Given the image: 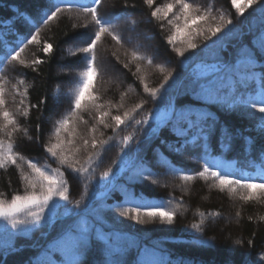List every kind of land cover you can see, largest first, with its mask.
I'll return each mask as SVG.
<instances>
[{
    "label": "trees",
    "instance_id": "1",
    "mask_svg": "<svg viewBox=\"0 0 264 264\" xmlns=\"http://www.w3.org/2000/svg\"><path fill=\"white\" fill-rule=\"evenodd\" d=\"M168 2L170 0H154V5L150 8L144 4V0H103L102 6L98 7L101 14L105 11L112 14L111 23L124 40L123 44H117L111 36L105 35L97 45L100 71L93 78L90 90L100 97L98 103L112 115L122 116L125 111L133 109L141 101L146 103L135 113L136 120L143 119L153 109L154 101L144 92L141 79L150 88H158L170 71L180 72V79L185 82L191 76V61H185V65L190 66L181 67L180 61L183 58L173 51L165 39L175 31L174 24L177 21L173 15L170 13L168 17L173 20V24L151 17V11L156 6ZM190 2L199 5L201 14H207L209 17L201 28L220 23L222 16L225 21H233L232 33L218 40L212 49L219 60L232 63L240 45L247 46L249 41L257 43L261 24L264 23L258 5L245 7L242 4L244 11L241 14L233 7L232 0ZM53 4L61 7L62 11L54 20L44 24L43 20L55 10L51 7ZM91 6V0H0V32L4 33L3 38L9 48L18 45L23 47L21 58L27 63L37 58L45 61L36 65L34 70L23 68L11 61L0 65V80L5 84L7 107L16 116L18 124V129L12 136L14 150L26 159L37 161L42 167L61 168L68 180L69 198L75 201L83 197L82 202H87L99 212L105 229L118 227L130 239L131 243L122 257L124 264H139L141 260L144 264H153L154 260L161 257L174 261L183 259L185 264H264V219H261L264 217V201L245 202L239 199L238 195L221 192L213 186L215 182L212 178L207 181L196 179L189 182L179 178L185 170L188 174L202 170L203 141L187 143L179 153L170 151L169 145L175 148L183 143V138H178L171 131V125L162 127L156 136L150 137H147L148 125H137L134 121L114 131L111 118L105 120L108 127L99 124L96 119L98 113L90 106L79 114L83 119L77 120L75 124V145L69 146L75 160L80 164H85L89 154L93 155V163L88 173L73 175L43 150L42 144L55 142L54 122L69 110L68 97L72 94L70 89L74 90L81 79L79 73L84 70V54L77 49L87 46L85 41L94 31L91 16L83 12V7ZM175 11L177 10L174 9ZM116 16L119 19H116ZM37 28L39 43L28 44L27 39L31 38ZM212 39L217 40V37ZM45 42L53 45L51 54L42 52ZM195 42L198 46L206 43L202 36L197 37ZM181 46L183 45L179 42L176 43V47ZM134 50L145 59L133 60ZM193 51L197 52L199 49ZM209 51L211 52V46ZM112 53L119 57V61ZM148 58H151V63ZM207 60L213 62V56L208 55ZM105 64L109 66L107 71L104 70ZM123 64H128V68L124 69ZM136 65L140 66L139 71ZM111 71L117 73L116 79L111 77ZM235 72L237 75H243L247 68L237 65ZM19 80H24V84L18 85ZM13 85H18L21 93L25 89L28 90L24 106L38 104L45 95L48 97V103L40 109H31L27 117L23 116L24 106L20 105L22 97L16 93ZM57 85H60L59 90ZM252 94L254 93L249 90L245 96ZM170 96L177 109L192 107L212 112L218 118V125L213 139L209 142V154L215 159L234 165L237 178L241 174L255 176L256 169L253 165L264 160V153L261 152V147L264 146V132L258 129L264 113H259L245 104H238L231 110H226L220 105H209L198 100L190 90H171ZM85 121L87 123H84ZM37 123L40 124L39 132L36 131ZM93 126L96 127L95 133L90 131ZM225 130L230 131L233 137L228 148L224 147ZM130 134L134 135L135 139L128 148L121 151L124 147L121 143L122 137ZM93 135L97 141L108 143L98 144L96 148L89 144L84 148L83 139L91 140ZM61 136L68 138L64 133H61ZM249 137L254 141L252 145L248 144ZM0 138L7 140V137ZM187 139L191 141L192 135ZM77 147L79 152H75ZM17 162L23 166L26 173L29 171L24 161ZM121 162L126 165L125 169L108 193L95 198L108 184L110 176ZM169 167H174L177 171L168 172ZM109 168L112 169L110 176L102 180L100 174ZM143 168L157 173L151 179L158 180L159 183L153 185L149 180L138 177V172ZM148 175L149 172H144V176ZM85 184L88 185L87 195ZM17 190L23 191V181L20 180L16 167L0 169V198L10 199ZM124 190L143 193L164 201L171 200L168 204L170 209H175L179 204L175 224L161 225L159 221L147 225H138L133 221L119 223L115 218L117 205L123 199ZM201 212L205 213L202 234L189 227L194 222H200ZM3 223L0 221V224ZM223 223L227 225L223 226ZM219 228H222V231ZM52 232L53 229L41 226L26 236L17 235L10 242L12 247H8L4 238L0 237V264H31L41 253L48 234ZM200 240H206L208 243L201 245ZM236 240L241 243L235 244ZM83 264H102L101 255L95 246L91 248Z\"/></svg>",
    "mask_w": 264,
    "mask_h": 264
},
{
    "label": "snow or ice",
    "instance_id": "2",
    "mask_svg": "<svg viewBox=\"0 0 264 264\" xmlns=\"http://www.w3.org/2000/svg\"><path fill=\"white\" fill-rule=\"evenodd\" d=\"M91 4L93 6L83 7V12L91 16L94 31L89 34L85 41L87 46L77 49L78 52L84 54L82 57L84 70L79 73L81 79L78 86L74 90L70 89L72 94L68 97L69 110L61 119L54 122L55 142L42 144L43 150L73 175L79 176L88 173L93 163V155L89 154L85 164H80L79 161L75 160L74 153L69 146L75 145V124L77 120L83 119L79 114L91 106L98 113L96 119L99 124L108 127L105 120L111 118L114 122V131L134 121L137 125H149L150 135L156 136L162 127L171 125V131L178 138H183V143L178 144L175 148L169 145L170 151L179 153L185 144L203 141L204 143L201 144L204 149L201 156L204 161L202 170L194 174H188L185 170L179 177L182 181L189 182L196 179L207 181L212 178L215 182L213 186L221 192L227 191L238 195L239 199L245 202L264 201V160L258 165H253L256 168L255 176L241 174L237 178V169L234 165L215 159L208 152L209 142L213 139V133L218 125V118L212 112H204L192 107L177 109L170 96L171 90H190L198 100L205 101L209 105H220L226 110H231L238 104H245L256 109L259 113H264V23L261 24L257 43L253 44L249 41L247 46L240 45L235 60L232 63H226L216 58L212 49L217 45L218 40L232 33L234 26L231 19L225 21L222 16L220 23L201 28V25L206 23L209 17L207 14H201L200 6L190 2V0H170L164 5L156 6L151 11L152 18L167 20L169 24H173V20L168 19L171 13L177 21L174 24L175 31L165 39L173 51L183 58L180 61L181 67L190 66L185 65V61H191L195 67L187 82L180 79V72L174 73L172 71L165 75L164 82L158 88H150L141 79L143 90L154 101V107L143 119L136 120L135 113L143 108L146 101L136 104L133 109L125 111L122 116L112 115L110 111L104 110L102 104L98 103L100 97L90 90L93 78L100 71L97 57L98 42L107 35L111 36L117 44L124 43L122 36L111 23L112 14L107 11L101 14L98 11L103 0H91ZM144 4L151 8L154 5V0H144ZM232 5L238 13H243L244 8L237 4V0H232ZM252 5H258V11L264 18V0H247V6L251 7ZM125 6H127L126 3ZM51 7H54L55 10L51 11V14L43 20L44 24L54 20L57 14L62 11L61 7L55 4ZM174 9L177 11L174 12ZM115 18L119 19L118 16ZM85 27L87 28V25ZM38 36L39 28L34 34H31L30 39L26 37L27 43H39ZM199 36H202L206 42L202 46H198L195 42ZM3 37L4 33L0 32V53H2L0 65H4L5 61H11L23 68L34 70L36 65L45 62L37 58L31 63H27L21 58L24 48L19 45L9 48ZM213 37H217V40H213ZM209 41L211 43H208ZM177 42L183 46L176 47ZM210 46L211 52L209 51ZM197 49L199 51H193ZM52 51L53 45L45 42L42 52L51 54ZM208 55L213 56V62H208ZM112 56L119 61V57L115 53H112ZM132 58L133 60L145 59L135 50L132 51ZM148 62H152L151 58H148ZM237 65H244L247 72L243 75H237L235 72ZM122 67L127 69L128 64H123ZM136 67L139 71L140 66L136 65ZM104 70H109L107 64L104 65ZM23 84L24 80L18 81V85ZM18 85L12 87L22 97L20 105L24 106V98L27 97L28 90L25 89L21 93ZM56 87L57 90L60 89V85ZM249 90L254 94L245 96ZM238 92L239 95H237ZM47 103L48 97L45 95L38 104L24 106L22 115L27 117L31 109H40L42 105ZM7 104L5 84L3 80H0V137H7V140L0 138V169L6 170L9 166H15L19 171L20 180L23 181L22 192L15 191L10 199L0 198V221L4 222L0 224V237L4 238L8 247H12L10 242L13 237L17 235L26 236L43 226L53 229V232L48 234V239L45 241L41 253L31 264H83L93 246L99 250L102 264H124L122 257L131 243L130 239L118 227L105 229L100 221L99 212L90 207L87 202H82L83 197L75 201L69 198L68 180L61 168L42 167L37 161L26 159L20 152L14 150L15 144L12 141V136L17 131L18 124L16 116L9 111ZM150 121H154V127L151 126ZM258 129L264 132V117L261 118ZM39 130L40 124L37 123L36 131L39 132ZM90 131L95 133L96 127L93 126ZM61 133L66 134L68 138H62ZM190 134L192 135L191 141L187 139ZM223 135L224 147L228 148L231 146L232 133L225 130ZM134 139V135L131 134L122 137L121 143L124 147L121 151L128 148ZM107 143L108 141H97L93 135L91 140L83 139L82 146L87 148L91 144L92 148H96L98 144ZM253 143L254 141L249 137L248 144L252 145ZM79 150L78 147L75 148V152H79ZM261 152L264 153V146L261 147ZM18 160L26 163L29 169L27 173L23 166L17 162ZM165 163L167 162L165 161ZM167 171L175 173L177 169L169 167ZM111 172V168L102 172L100 174L101 179L109 177ZM144 172H149V175L144 176ZM153 175H157V173L151 172L148 168H143L138 172V177L149 180L153 185L158 184V180L151 179ZM84 187L85 195H87L88 185L85 184ZM169 203L171 200L164 201L150 195L146 196L143 193L137 194L131 190H124L123 199L117 205L115 219L119 223L133 221L138 225H147L159 221L161 225L171 226L176 222L177 210L180 205L177 204L175 209H170L168 208ZM199 215L201 217L200 222H194L189 227L202 234L205 213L201 212ZM207 243L206 240H200L201 245ZM240 243V240L235 241L237 245ZM151 254L156 256L155 253ZM139 264H144V261H139ZM153 264H185V261L183 259L166 260L161 257L154 260Z\"/></svg>",
    "mask_w": 264,
    "mask_h": 264
},
{
    "label": "rangeland",
    "instance_id": "3",
    "mask_svg": "<svg viewBox=\"0 0 264 264\" xmlns=\"http://www.w3.org/2000/svg\"><path fill=\"white\" fill-rule=\"evenodd\" d=\"M237 4H238V5H242V4H243V5H245V7H248V6H246V5H247V0H237ZM111 75H112V76H111L112 78H114V79L117 78V73H116L115 71H114V72L111 71ZM150 122H151V124L154 123V121H150ZM152 127H153V126H152ZM263 158H264V155H263ZM255 165H257V164L255 163ZM200 202L203 203V200L200 199ZM226 216L228 217V214H227ZM228 218H229V217H228ZM226 225H227V224H224V223H223V226H226ZM219 230L222 231V228H219Z\"/></svg>",
    "mask_w": 264,
    "mask_h": 264
}]
</instances>
